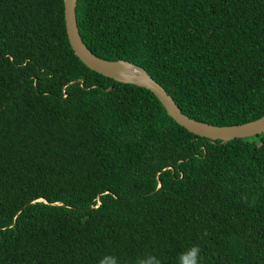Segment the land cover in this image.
<instances>
[{"label":"trees","instance_id":"16d2710c","mask_svg":"<svg viewBox=\"0 0 264 264\" xmlns=\"http://www.w3.org/2000/svg\"><path fill=\"white\" fill-rule=\"evenodd\" d=\"M87 48L189 118L264 116V0H77ZM70 47L63 0H0V264H264V132L222 143Z\"/></svg>","mask_w":264,"mask_h":264},{"label":"water","instance_id":"95a60500","mask_svg":"<svg viewBox=\"0 0 264 264\" xmlns=\"http://www.w3.org/2000/svg\"><path fill=\"white\" fill-rule=\"evenodd\" d=\"M77 0H63L66 35L74 54L91 70L112 79L115 82L134 84L151 91L164 107L166 113L189 132L222 143L234 138H246L264 132V116L238 125H213L200 122L185 115L174 99L142 67L126 60H105L93 54L84 44L76 19Z\"/></svg>","mask_w":264,"mask_h":264},{"label":"clouds","instance_id":"9594fccd","mask_svg":"<svg viewBox=\"0 0 264 264\" xmlns=\"http://www.w3.org/2000/svg\"><path fill=\"white\" fill-rule=\"evenodd\" d=\"M200 249L198 246H193L183 252L180 256V264H199ZM101 264H118L115 257H106L105 261ZM136 264H160L158 258L149 256L147 258H140L136 261Z\"/></svg>","mask_w":264,"mask_h":264}]
</instances>
